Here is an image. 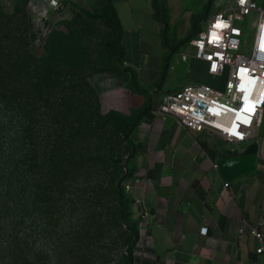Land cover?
<instances>
[{
	"label": "crops",
	"instance_id": "0c3cea01",
	"mask_svg": "<svg viewBox=\"0 0 264 264\" xmlns=\"http://www.w3.org/2000/svg\"><path fill=\"white\" fill-rule=\"evenodd\" d=\"M18 1L0 0V5L13 14ZM57 1L59 7H51L49 15L31 16L43 34L48 24L80 21L84 14L106 23L107 18L97 14L113 12L112 68L123 74H104L99 96L103 114L130 117L151 99L149 112L130 135L136 153L127 198L138 217H152L148 227L142 226L136 264H264V252L257 253L262 244L251 233L258 227L264 235V129L255 135L253 168L225 179L213 167L218 152L241 154L247 145L229 144L211 131H189L178 120L157 113L165 94L202 84L208 76L206 65L192 57L190 44L207 25L208 17L198 19L205 0H191L192 8L189 0ZM176 70L179 80L170 85L167 75ZM221 164L232 165L226 160ZM203 227L207 235H201Z\"/></svg>",
	"mask_w": 264,
	"mask_h": 264
},
{
	"label": "rangeland",
	"instance_id": "374dc122",
	"mask_svg": "<svg viewBox=\"0 0 264 264\" xmlns=\"http://www.w3.org/2000/svg\"><path fill=\"white\" fill-rule=\"evenodd\" d=\"M205 2L207 4L208 0ZM215 2L209 9L205 8L199 20L215 13ZM263 2L258 0L259 4ZM194 3L191 1V8ZM51 7V0H19L16 8L21 14L19 18L9 20L3 17L5 12L0 5V21H27L25 30L35 53L47 55L45 47L53 42L59 49V58L70 62L73 72L80 74L86 68L83 74L88 76L87 81L78 78V84L86 87L85 100L92 109L99 106L101 110L99 96L104 88L103 76L110 72L117 75L112 68L116 61L111 50L114 35L105 21L86 14L79 17L80 21L62 22L56 26L48 24L47 34H43L40 23L31 21V16L49 15ZM178 80L179 70L167 75L170 85ZM225 80V77L217 79L208 75L202 84L223 89ZM41 116L46 117L42 112ZM135 116L117 112L107 114L97 139H89L83 144L82 164L74 169L77 175L65 181L64 191L54 194L53 205L43 203L41 232L32 230L28 235L33 242L17 256L10 250L6 254L5 248L0 249V264H136L137 248L143 234L141 216L136 215L131 204L122 206L118 196L119 191H122L123 199L128 196L126 185L130 182L128 174L132 160H129L128 149L130 137H126L125 131ZM262 119V126L256 133L264 129V113ZM121 211L126 217L121 216ZM135 232L138 237L134 242Z\"/></svg>",
	"mask_w": 264,
	"mask_h": 264
},
{
	"label": "trees",
	"instance_id": "16d2710c",
	"mask_svg": "<svg viewBox=\"0 0 264 264\" xmlns=\"http://www.w3.org/2000/svg\"><path fill=\"white\" fill-rule=\"evenodd\" d=\"M213 2L208 0L206 7ZM20 14L16 8L13 14L2 15L14 20ZM97 16L107 18L106 25L116 35L112 10ZM25 25L28 28L27 21H0V249L15 256L33 242L28 235L32 230L41 232L43 203L54 202L65 181L74 179V169L83 161V144L97 139L107 121L99 106L92 109L87 103L86 87L78 84V78L87 81L86 68L80 74L73 72L53 42L45 47L47 55L35 53ZM150 108L148 98L147 107L127 125V138ZM128 149L132 160L136 146L130 138ZM133 173L131 169L130 180ZM118 196L122 206L131 203L123 199L122 191ZM133 235L135 242L138 233Z\"/></svg>",
	"mask_w": 264,
	"mask_h": 264
},
{
	"label": "built area",
	"instance_id": "2783aa9c",
	"mask_svg": "<svg viewBox=\"0 0 264 264\" xmlns=\"http://www.w3.org/2000/svg\"><path fill=\"white\" fill-rule=\"evenodd\" d=\"M215 5L217 10L190 44L192 57L206 65L208 75L226 78L223 89L210 84L185 85L165 94L157 113L178 120L189 131H211L229 144L247 145L241 154L219 151L213 163L219 171L223 160L237 161L257 153L255 135L264 113V2L216 0ZM51 6L58 7V1L51 0ZM188 58L183 55V60ZM132 188L133 184L126 185L127 191ZM151 218L149 213L141 214L142 226L148 227ZM251 233L262 244L257 253H263L261 228L255 227ZM207 234L208 228L203 227L201 235Z\"/></svg>",
	"mask_w": 264,
	"mask_h": 264
},
{
	"label": "water",
	"instance_id": "95a60500",
	"mask_svg": "<svg viewBox=\"0 0 264 264\" xmlns=\"http://www.w3.org/2000/svg\"><path fill=\"white\" fill-rule=\"evenodd\" d=\"M255 156H247L237 161H232V165H222L219 168V172L225 179H232L241 174L249 172L253 168Z\"/></svg>",
	"mask_w": 264,
	"mask_h": 264
}]
</instances>
